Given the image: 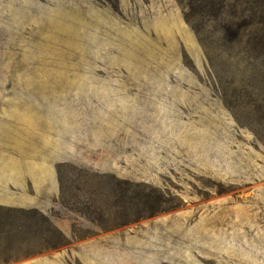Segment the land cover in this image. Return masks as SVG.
<instances>
[{"label":"rangeland","instance_id":"1","mask_svg":"<svg viewBox=\"0 0 264 264\" xmlns=\"http://www.w3.org/2000/svg\"><path fill=\"white\" fill-rule=\"evenodd\" d=\"M0 264H264V0H0Z\"/></svg>","mask_w":264,"mask_h":264},{"label":"trees","instance_id":"2","mask_svg":"<svg viewBox=\"0 0 264 264\" xmlns=\"http://www.w3.org/2000/svg\"><path fill=\"white\" fill-rule=\"evenodd\" d=\"M18 214L21 216L22 215V212H19ZM35 215L36 214H33L34 217H36ZM33 216H30V218L29 219L27 218V219L31 222L32 220H34V217Z\"/></svg>","mask_w":264,"mask_h":264}]
</instances>
